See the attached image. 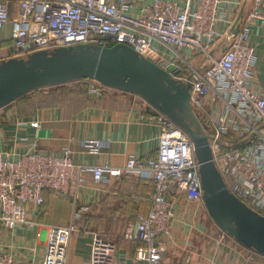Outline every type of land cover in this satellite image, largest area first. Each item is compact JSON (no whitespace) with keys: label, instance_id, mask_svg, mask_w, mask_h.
Masks as SVG:
<instances>
[{"label":"built area","instance_id":"obj_1","mask_svg":"<svg viewBox=\"0 0 264 264\" xmlns=\"http://www.w3.org/2000/svg\"><path fill=\"white\" fill-rule=\"evenodd\" d=\"M228 2L19 0L12 11L0 0V28L9 22L12 25L13 57L79 44H124L176 80L190 83V104L211 136L214 161L227 189L264 216V89L252 86L256 47L251 41L252 23H264V0H253L235 36L230 35V27L220 30L222 24L234 22L227 14ZM233 2L240 7V0ZM222 41L225 48L216 57L215 46ZM196 57L203 58L202 66ZM106 88L96 80L90 85L94 94ZM152 119L161 126L155 156L141 160L132 155L122 167L77 164L69 147L61 153L35 148L17 154L0 152V225L8 230L35 226L28 205H42L45 189L69 194L85 183L88 172L96 183L127 174L143 175L153 182L150 210L138 214L123 233L125 239L141 242L134 264H191L189 251L182 262L169 259L166 252L178 200L204 201L200 164L191 138L181 127L158 110ZM82 143L86 148L106 145L98 139ZM83 211L75 210L67 226L50 227L39 264H68L71 235ZM225 233L219 244L225 241ZM0 264L36 263L0 251ZM86 264H118L116 242L94 234Z\"/></svg>","mask_w":264,"mask_h":264},{"label":"crops","instance_id":"obj_2","mask_svg":"<svg viewBox=\"0 0 264 264\" xmlns=\"http://www.w3.org/2000/svg\"><path fill=\"white\" fill-rule=\"evenodd\" d=\"M5 1L12 11L17 9L19 0ZM240 1L239 8L233 0L226 4L227 14L230 20H234L233 24L242 8L243 19L246 17L253 3V0ZM233 24H222L220 30L230 27V33ZM251 41L256 47L252 86L256 90H263V22L252 23ZM13 55L12 25L9 22L0 28V62ZM69 83H66V88L53 85L34 90L1 108L0 152L17 154L35 148L41 152L61 153L65 147H69L77 164L112 167L124 166L132 155L141 160L155 156L161 132L160 124L152 119L157 109L142 97L116 88L109 87L100 94H94L90 91L92 81L89 79ZM24 121L27 123L23 124ZM32 121L38 122L40 126H33ZM88 139H98L106 145L86 148L82 142ZM152 192V180L143 175L127 174L111 178L108 182L96 183L92 173L88 172L85 174V183L72 188L69 194L47 190L42 205H28L29 218L36 222L35 226L23 225L6 230L0 225V251L39 264L50 227L67 226L75 210L83 211L87 207L92 213H99L105 208L110 224L124 227L134 222L138 214L149 212ZM186 209L182 202L177 203L168 238L166 256L169 259L181 261L183 257L176 251V247H179L183 252L192 253L191 264H264V255L237 241L225 240L223 245L214 246L210 235L207 238V233L200 234L204 230L202 222L196 223L198 232H191V213ZM37 230L41 231L43 243L37 238ZM91 238L82 233L72 235L68 264L88 262ZM139 245V241L123 238L118 247V264H134L135 250Z\"/></svg>","mask_w":264,"mask_h":264},{"label":"water","instance_id":"obj_3","mask_svg":"<svg viewBox=\"0 0 264 264\" xmlns=\"http://www.w3.org/2000/svg\"><path fill=\"white\" fill-rule=\"evenodd\" d=\"M243 17L244 8L231 28V36L238 33ZM82 79L136 94L181 127L194 145L210 216L237 242L264 255V216L227 189L214 161L211 136L190 104V83L176 80L131 47L79 44L2 60L0 109L34 90Z\"/></svg>","mask_w":264,"mask_h":264},{"label":"rangeland","instance_id":"obj_4","mask_svg":"<svg viewBox=\"0 0 264 264\" xmlns=\"http://www.w3.org/2000/svg\"><path fill=\"white\" fill-rule=\"evenodd\" d=\"M225 41L222 42H218L215 46L216 49V57L220 55L221 51L225 48ZM195 60L198 62V66H202L201 62L204 61L202 57H196ZM193 62V60H192ZM195 64V63H194ZM92 81V79H89ZM70 84V83H69ZM55 87H59V88H66L67 85L66 84H59V85H55ZM64 92V91H62ZM26 97V96H25ZM179 202H182V204L188 208L186 210H188L191 213V218L192 221L190 222L191 225H193V229L191 232L195 233L198 232V226H197V222L199 221L203 226H204V230L203 232L201 231L200 234H205L207 233L206 237L208 238L210 235L211 236V242L214 244V246H221L224 244V242H221L219 244V241L222 239V229L215 223V221L212 219V217L210 216L207 207L205 205L204 201H197V202H189L187 201L185 198H181ZM98 214H102L101 216H99ZM83 222L82 224L80 222ZM125 227L122 226H117V225H111L110 222L107 220L106 217V211L105 208H102L101 210H99V213H92L89 209H87L86 211L82 212V215L79 219V221L76 223L75 229L72 233V235L74 234H86L88 236H93L94 234H97L101 237H103L104 239L107 240H112L114 242H116L117 244V254H118V247H119V242H121L123 240V232L125 230ZM4 229V228H3ZM8 230V229H6ZM10 230V229H9ZM14 230V229H12ZM202 230V229H201ZM207 230V231H206ZM39 231V235H37V238L41 239V231ZM71 235V237H72ZM39 239V240H40ZM224 240H230V241H236L233 237H231L227 232L224 234ZM40 242H44V239H41ZM176 251L177 253H179L181 255V257H183L184 253L183 250L179 247H176ZM182 260V259H181ZM182 262V261H180Z\"/></svg>","mask_w":264,"mask_h":264},{"label":"trees","instance_id":"obj_5","mask_svg":"<svg viewBox=\"0 0 264 264\" xmlns=\"http://www.w3.org/2000/svg\"><path fill=\"white\" fill-rule=\"evenodd\" d=\"M47 190H51V191H53L54 193H58V192H56L55 190H52V189H45L44 192H43L44 200H45V192H46Z\"/></svg>","mask_w":264,"mask_h":264},{"label":"bare ground","instance_id":"obj_6","mask_svg":"<svg viewBox=\"0 0 264 264\" xmlns=\"http://www.w3.org/2000/svg\"><path fill=\"white\" fill-rule=\"evenodd\" d=\"M257 252V251H256Z\"/></svg>","mask_w":264,"mask_h":264}]
</instances>
